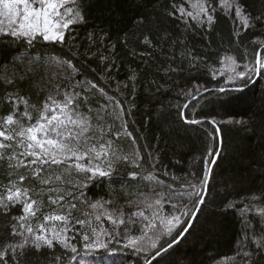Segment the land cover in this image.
Returning <instances> with one entry per match:
<instances>
[{
    "label": "snow or ice",
    "instance_id": "obj_1",
    "mask_svg": "<svg viewBox=\"0 0 264 264\" xmlns=\"http://www.w3.org/2000/svg\"><path fill=\"white\" fill-rule=\"evenodd\" d=\"M157 3L0 0V103L6 105L0 113V216L10 218L0 236V264H162L217 196L240 218L254 250L264 251V158L249 161L256 175L247 187L234 172L217 171L222 125L250 124L209 115L231 93L264 78V8L253 10L249 0H169L160 9ZM129 4L134 14L124 27L90 32L83 51L75 44L76 29L93 10ZM221 21L229 24L226 34ZM41 45L50 51L36 52ZM121 50L142 67L129 66L117 79ZM148 73L165 84L183 79L175 102L161 105L157 115L174 111L178 135L196 129L211 142L198 171L182 168L177 177L146 146L134 117ZM152 83L157 91H174ZM113 183L143 185L127 213L104 198L108 192L89 195ZM241 255L246 264H259L252 253Z\"/></svg>",
    "mask_w": 264,
    "mask_h": 264
},
{
    "label": "trees",
    "instance_id": "obj_2",
    "mask_svg": "<svg viewBox=\"0 0 264 264\" xmlns=\"http://www.w3.org/2000/svg\"><path fill=\"white\" fill-rule=\"evenodd\" d=\"M137 3L140 0H136ZM169 0H159L156 8H162ZM171 2L180 3L182 0H171ZM253 10L264 8L261 0H249ZM134 14V5H125L122 8L113 11L93 10L85 26L76 29L78 37L75 44L85 50L88 47V34L95 33L97 36L101 32L108 33L115 27H124L128 24V17ZM116 22H119L117 25ZM102 26V27H97ZM220 28L226 34L229 28L227 21L220 22ZM115 39V32H111ZM129 39H132L129 33ZM107 43V41H105ZM134 45L130 44L129 47ZM142 51V49H137ZM48 53L49 47L38 46L36 52ZM119 55L122 57L118 63L122 65L117 79H124L125 72L129 66L139 70L142 65L137 61L125 56L123 50ZM95 67V64H93ZM155 67V66H153ZM163 85V89L173 88L174 91L166 94L164 90L157 91L156 85ZM183 79L177 77L175 84H165L159 76L148 73L144 86L137 94V110L135 121L138 128L141 129V136L146 141L149 150L158 154L161 163L167 166L177 177L184 174L183 169L191 168L198 171L200 165L199 158L203 155L210 141L206 143V136L203 132L192 129L188 132L177 134L178 124L175 122L176 114L171 111L164 116L158 117L157 111L161 105H167L169 101L175 102L176 86H183ZM208 87H213V83H208ZM27 92L29 86L22 85ZM159 101L160 103H156ZM183 103V101H180ZM6 105L0 103V113L4 111ZM209 115H215L218 121L221 120H245L250 127L248 129L237 125L223 124L221 127L224 141L223 157L219 161V168L234 172L242 179L244 186H249L256 175L255 171L248 170V163L251 159L260 160L264 158V78L256 77L254 82L249 84L242 92L231 93L228 102L223 106H217ZM199 118V117H198ZM109 123H111L109 121ZM211 133L210 125L203 126ZM120 147L128 150L127 142H122ZM255 167V166H254ZM120 173L127 171L121 168ZM142 184H120L113 183L107 186L94 187L89 195L99 193L104 195L105 199L113 201L114 208L122 209L125 213L129 211V200L136 198L137 189L142 188ZM223 196H217L213 203L209 201L204 209L190 235L178 245L174 246L163 257L162 264H231L235 260L237 264H246L248 257L241 253H252L259 264H264V251L254 250V245L248 241L247 234L244 231V224L240 218L232 211H226L220 206ZM10 222L9 217L0 216V236L5 235V229ZM88 260H100V256L93 257L89 255ZM119 261V257H116ZM159 259V258H158ZM130 264V262H129Z\"/></svg>",
    "mask_w": 264,
    "mask_h": 264
},
{
    "label": "rangeland",
    "instance_id": "obj_3",
    "mask_svg": "<svg viewBox=\"0 0 264 264\" xmlns=\"http://www.w3.org/2000/svg\"><path fill=\"white\" fill-rule=\"evenodd\" d=\"M104 260L107 261V257H104Z\"/></svg>",
    "mask_w": 264,
    "mask_h": 264
}]
</instances>
